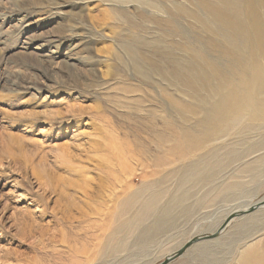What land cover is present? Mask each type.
Masks as SVG:
<instances>
[{
	"label": "rangeland",
	"instance_id": "obj_1",
	"mask_svg": "<svg viewBox=\"0 0 264 264\" xmlns=\"http://www.w3.org/2000/svg\"><path fill=\"white\" fill-rule=\"evenodd\" d=\"M194 5L185 0H0V264H161L193 238L215 234L244 201L264 198V166L253 182L244 172L264 158L261 133L222 140L193 157L187 146L182 158L186 150L180 146L169 155L171 183L155 175L170 147L203 129L181 121L191 120L187 112L168 108L160 92L166 84L159 78L152 87L134 73L124 47L158 62L159 51L181 58L168 44L184 45L200 28L191 19H176L179 34L169 36L155 20L169 19L160 12L163 6L196 12ZM167 92L183 105L190 102L180 89ZM119 157L139 165L132 187L119 197L133 190L145 198L156 194L159 214L186 180L189 207L238 180L250 195L201 204L168 233L155 237L152 228L146 237H127L124 252L102 257L116 222L118 199H109L115 178L124 174L111 166ZM45 185L51 191L44 198L40 188ZM85 192L90 201L83 200ZM242 219H234L214 240ZM195 245L169 264H195L188 257Z\"/></svg>",
	"mask_w": 264,
	"mask_h": 264
},
{
	"label": "bare ground",
	"instance_id": "obj_2",
	"mask_svg": "<svg viewBox=\"0 0 264 264\" xmlns=\"http://www.w3.org/2000/svg\"><path fill=\"white\" fill-rule=\"evenodd\" d=\"M185 1L195 4L196 12H189L183 7L172 9L163 6L160 12L169 19L155 20L157 25L168 29L166 35L169 36L179 34L175 28L176 19H191L200 28V33L194 32L198 34L195 37L189 35L191 40L185 41L184 45L168 44V47L183 54L181 58H176L170 52L154 51L153 53H160L156 54L160 58L158 62L144 57L140 50L131 46L124 47L134 73L152 87L156 85L153 79L159 78L166 84L160 92L166 97L168 108L187 112L191 120L182 118L181 121H193L191 129H195L193 126L203 129L198 136L188 133L187 140L178 141L167 150L169 154L166 155V162L155 174L160 175L159 178L165 184L168 181L171 183L173 173V159L170 160L169 155L180 149V146L181 150H186V155L182 158L187 157V146L191 148L190 152L193 154L190 155L193 157L203 150L212 149L215 143L222 140H246L254 133H261L260 145H264V0ZM150 7L154 9V5ZM175 88L189 96L188 105L176 101L167 92L168 89ZM121 158L119 157L116 165L111 163V166L118 167L124 174L115 178V186L110 195L109 202L113 203L118 199L115 206L116 222L105 238L102 257L107 253L112 256L124 252L128 248L127 237H146L152 228H155V237L168 233L182 219L187 220V216L201 204L208 202L212 205L219 200L224 203L229 198H233V202L239 198H249L250 195V191L244 188V181L238 180L224 186L222 192L216 191L215 195L205 200L199 199L196 206L189 207L186 180L181 188L178 187V195L167 200L164 210L159 214V198L156 194L145 198L138 190H133L124 197H119L126 187H132L131 183L137 177L139 166H131ZM108 165L110 166L109 163ZM263 166L264 158L259 157L256 163L247 165L244 172L250 175V181L253 182L260 175ZM159 181L160 179L155 180ZM46 187L40 188L44 198L51 191ZM168 190L166 188L165 195ZM224 192L227 196L223 195ZM84 198L85 202L91 200L88 192H85ZM244 202L240 203L239 211L263 203L264 198L255 204ZM259 209L258 213L254 211V214L243 216L244 219L232 227L220 241H200L191 249L188 257L194 259L195 264H264V205ZM228 217L216 233L220 232L221 235L230 227L233 220L229 222ZM62 221L65 222L63 218ZM213 230L214 228H210L208 231ZM159 252L165 250L161 249Z\"/></svg>",
	"mask_w": 264,
	"mask_h": 264
},
{
	"label": "water",
	"instance_id": "obj_3",
	"mask_svg": "<svg viewBox=\"0 0 264 264\" xmlns=\"http://www.w3.org/2000/svg\"><path fill=\"white\" fill-rule=\"evenodd\" d=\"M263 205H264V202L261 203V204H257L255 206H252V207H250L249 209H247L245 211L243 210V211L235 212L234 214H232V215H230L228 217V221L230 222V221H232V220H234L236 218H241V217H243L245 215H249V214L253 213L255 210L259 209ZM219 236H220V232H217L214 235H202V236L195 237L192 240H190V242H188L181 250H179L177 253L169 256L161 264H169V263L175 261L176 259L182 257L184 255V253H186L190 249L191 246L199 243L200 241L217 239Z\"/></svg>",
	"mask_w": 264,
	"mask_h": 264
}]
</instances>
